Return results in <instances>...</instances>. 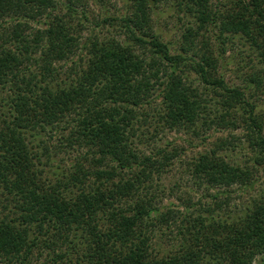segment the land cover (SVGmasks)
Returning a JSON list of instances; mask_svg holds the SVG:
<instances>
[{"label":"trees","instance_id":"16d2710c","mask_svg":"<svg viewBox=\"0 0 264 264\" xmlns=\"http://www.w3.org/2000/svg\"><path fill=\"white\" fill-rule=\"evenodd\" d=\"M163 5L185 18L179 48L156 31ZM91 17L89 0H0V264L264 260V0H126ZM238 43L242 85L221 70ZM212 128L230 139L192 157L169 201L180 150L156 136ZM52 147L75 153L68 167Z\"/></svg>","mask_w":264,"mask_h":264},{"label":"rangeland","instance_id":"374dc122","mask_svg":"<svg viewBox=\"0 0 264 264\" xmlns=\"http://www.w3.org/2000/svg\"><path fill=\"white\" fill-rule=\"evenodd\" d=\"M90 9L92 11L91 25L94 24V21L101 20L105 15H120L124 12L126 7V0H89ZM182 15L176 14L175 10L171 6L163 5L161 7V12L159 18L156 20L155 28L158 33L161 34L162 39L166 42H170L173 47L179 48L180 42L182 39V33L185 29L184 23L185 18H178ZM183 17V16H182ZM192 23V22H191ZM106 28V27H105ZM104 28V29H105ZM97 31V28H96ZM105 33V32H104ZM212 43H215L213 37H211ZM244 51V52H241ZM248 49L247 46L242 44H237L236 46H230L226 51V59L223 62L222 71L224 72V77L229 84L242 85L243 72L249 70L250 62L246 57ZM226 65V66H225ZM191 79L194 78V74H190ZM263 92L260 93L259 99L257 100L258 109L264 112V87H262ZM159 103L157 98L156 104ZM150 116H148L147 124H144L141 129L145 130L146 128L152 133L153 127L156 125V115L155 111L150 109L148 110ZM241 130H236L232 134L236 137L235 139V148L233 151H227L231 159L234 161L241 162L249 153L250 148L247 141L245 140ZM147 134V133H146ZM148 135V134H147ZM218 138H229V131H221L219 129H210L200 136L194 135L191 131L187 130H165L164 132H159L156 136V143L161 146H165L170 143V146H176L180 150L181 159L176 161L174 167L170 172L163 176L160 181L161 186L165 188V195L169 196V201H175L176 195H181L183 192L188 189V186L191 185L190 177L188 174L187 163L194 157L199 151L204 149H209L214 146V142ZM239 138V140H238ZM56 140H53L51 144H57ZM147 148V147H146ZM64 149V148H63ZM63 149L57 150L52 147L53 155V164L63 165V167L70 165L73 160V155H69L63 152ZM56 151L59 153L56 155ZM63 158L64 161L61 159ZM52 167V168H53ZM255 193V192H252ZM249 199V195H244L241 199L237 200L238 207L244 206ZM166 201V200H164ZM254 264H264V260L258 259Z\"/></svg>","mask_w":264,"mask_h":264}]
</instances>
